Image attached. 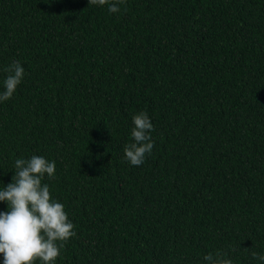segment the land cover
Returning a JSON list of instances; mask_svg holds the SVG:
<instances>
[{
    "label": "trees",
    "instance_id": "trees-1",
    "mask_svg": "<svg viewBox=\"0 0 264 264\" xmlns=\"http://www.w3.org/2000/svg\"><path fill=\"white\" fill-rule=\"evenodd\" d=\"M13 61L0 190L16 159L55 162L77 235L52 264H262L264 0H0V92ZM140 112L155 147L132 166Z\"/></svg>",
    "mask_w": 264,
    "mask_h": 264
},
{
    "label": "clouds",
    "instance_id": "clouds-1",
    "mask_svg": "<svg viewBox=\"0 0 264 264\" xmlns=\"http://www.w3.org/2000/svg\"><path fill=\"white\" fill-rule=\"evenodd\" d=\"M107 6L110 13H118L125 0H89V7ZM4 91L0 102L13 98L25 76L18 61L4 69ZM132 143L124 148V158L132 166H141L152 154L155 143L151 133L154 126L147 112L133 116ZM13 182L0 190V202H7L8 211L0 212V254L4 264H34L40 260L52 264L61 256L70 238L75 237L74 224L66 214L65 207L50 197L45 179H55L56 164L43 156L33 155L30 159L15 160ZM264 264V255L252 253ZM227 253H209L204 257L208 264H232L224 258Z\"/></svg>",
    "mask_w": 264,
    "mask_h": 264
}]
</instances>
